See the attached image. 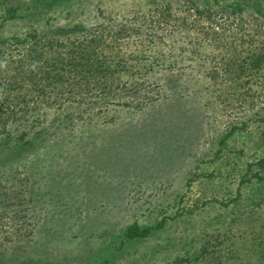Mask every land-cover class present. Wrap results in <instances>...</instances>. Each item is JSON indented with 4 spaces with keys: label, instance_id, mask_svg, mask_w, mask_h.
<instances>
[{
    "label": "rangeland",
    "instance_id": "374dc122",
    "mask_svg": "<svg viewBox=\"0 0 264 264\" xmlns=\"http://www.w3.org/2000/svg\"><path fill=\"white\" fill-rule=\"evenodd\" d=\"M0 264H264V0H0Z\"/></svg>",
    "mask_w": 264,
    "mask_h": 264
},
{
    "label": "trees",
    "instance_id": "16d2710c",
    "mask_svg": "<svg viewBox=\"0 0 264 264\" xmlns=\"http://www.w3.org/2000/svg\"><path fill=\"white\" fill-rule=\"evenodd\" d=\"M151 233L150 228H139L138 226H132L127 231V237L129 239H135V238H145Z\"/></svg>",
    "mask_w": 264,
    "mask_h": 264
}]
</instances>
